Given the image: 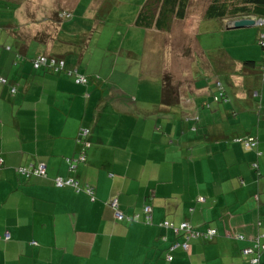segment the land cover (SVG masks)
<instances>
[{
    "label": "crops",
    "instance_id": "0c3cea01",
    "mask_svg": "<svg viewBox=\"0 0 264 264\" xmlns=\"http://www.w3.org/2000/svg\"><path fill=\"white\" fill-rule=\"evenodd\" d=\"M53 2L0 0V264H252L249 248L264 243L263 52L209 57L195 44L203 72L190 66L194 75L170 80L159 103L143 106L111 83L112 66L106 75L83 69L75 53L68 57L70 43H57L65 21L95 15L100 4L80 13L78 0ZM204 13L199 20H209ZM229 21L219 30H230ZM39 56L61 60L87 83L35 70ZM176 104L179 119L147 116ZM38 165L45 177L18 172ZM56 178L74 179L93 196L57 188ZM112 199L124 219L114 217ZM164 223L216 236L190 239L184 250L183 234Z\"/></svg>",
    "mask_w": 264,
    "mask_h": 264
},
{
    "label": "rangeland",
    "instance_id": "374dc122",
    "mask_svg": "<svg viewBox=\"0 0 264 264\" xmlns=\"http://www.w3.org/2000/svg\"><path fill=\"white\" fill-rule=\"evenodd\" d=\"M93 1L100 4L101 11L95 15L91 12L81 19L74 16V21L79 25H75L72 19L65 21L67 24L57 43H70L68 46L72 54L68 57L71 58L75 53L76 61H82L80 66L83 69L88 67L90 71L93 68L97 71L101 67L106 75L112 66L111 83L117 85L124 96L138 98L143 106L159 103L161 89L169 84L170 80L181 79V76L190 78L189 76L194 75H189L190 66H197V69L200 68L203 72L205 65L201 63L199 55L195 54V44L199 43L209 57L217 51H223L236 58L246 57L245 53L262 52L259 40L264 34L258 38L254 32L257 28L264 30V27L219 30L220 21L199 20L209 0H191L187 6L191 15L183 21H176L168 30L161 32L133 25L140 7L146 0H78L81 5L80 13L86 9L85 6H88L89 10ZM53 3L55 5V0ZM194 21L197 30L192 32L189 29ZM213 26L216 27L213 29ZM191 37L194 42H190L191 45L188 46ZM189 52L190 59L189 55L185 57ZM191 61L193 64H190ZM210 81L212 79L208 80L209 85ZM159 106L158 112L149 113L147 116H153L156 120H166L168 117L179 119L181 114L175 111H183L178 104ZM163 109H171L169 111L173 112H162ZM164 124L171 123L164 121Z\"/></svg>",
    "mask_w": 264,
    "mask_h": 264
},
{
    "label": "trees",
    "instance_id": "16d2710c",
    "mask_svg": "<svg viewBox=\"0 0 264 264\" xmlns=\"http://www.w3.org/2000/svg\"><path fill=\"white\" fill-rule=\"evenodd\" d=\"M190 1L191 0H146L134 19V26L146 30H154L156 32L168 30L174 20H185L187 6ZM63 14L64 13L61 14V18L64 17ZM204 17L209 20L215 19L218 21H233L245 17L264 20V0H209ZM260 48L264 54V43L261 44ZM204 232H206V230ZM199 240L206 241L203 239ZM262 244L264 245V243ZM253 246L249 249H252ZM170 250H172V248ZM262 252H264V250L259 251V253L255 251L251 252L254 254L256 253V263H258V255ZM251 260L249 261L250 263Z\"/></svg>",
    "mask_w": 264,
    "mask_h": 264
},
{
    "label": "built area",
    "instance_id": "2783aa9c",
    "mask_svg": "<svg viewBox=\"0 0 264 264\" xmlns=\"http://www.w3.org/2000/svg\"><path fill=\"white\" fill-rule=\"evenodd\" d=\"M64 16H67L65 13L63 14ZM264 36L262 35L261 37V41L264 40L263 38ZM32 65H33V68L34 69H39V68H48L49 70H54L55 72H61L63 71L67 76L69 77H73L74 76V80L76 83H79V84H86L87 83V78H85L84 76H80V75H76L75 72L73 71H65L64 70V64L61 60H54V59H50V58H47L45 56H39L37 58H35L33 61H32ZM220 89V88H219ZM220 97H222L223 95L220 93L219 94ZM81 135L82 136H85L87 135V131L85 130H82L81 131ZM251 141V140H250ZM255 145V142H249L247 143V146H254ZM81 162V161H84V156H80L78 158V160L74 161L71 163V170H74L75 168V163L77 162ZM256 167V166H254ZM18 172L20 174H22L23 176H25L26 178H29L33 175L35 176H40V177H45V170H44V166L42 165H38L34 168H29V169H19ZM53 184L55 187L57 188H71L73 189L74 191L76 192H83L85 193L86 195L92 197L93 196V190L92 188L86 186V187H80L79 186V183L74 180V179H71V178H56L53 180ZM200 201H203V199H200ZM108 205L113 209L114 211V217L117 219V220H122L124 219L123 215L117 210V202L115 199H112L110 201H108ZM144 221L146 223H150L151 221V218H150V208L147 206L144 208ZM139 217L138 216H134L133 218L131 219H126L127 221H135L137 220ZM163 226L165 228H172L173 231L175 233H182L183 236H184V240L185 242L181 244L182 248L184 250L187 249V241L190 240L191 238L192 239H203V240H210L212 239L213 237L216 236V232L215 230H206V232H200L198 230H194L193 228H191L187 223H183L179 226V228H173L171 225L167 224V223H164ZM8 236H6L7 238ZM261 250H264V245L260 244L258 242V239L254 242V246L252 249H249L248 252H253L255 251L256 253H259V251ZM167 260L168 261H171L172 260V257L168 256L167 257ZM257 262V258H254L251 260V263L255 264Z\"/></svg>",
    "mask_w": 264,
    "mask_h": 264
},
{
    "label": "water",
    "instance_id": "95a60500",
    "mask_svg": "<svg viewBox=\"0 0 264 264\" xmlns=\"http://www.w3.org/2000/svg\"><path fill=\"white\" fill-rule=\"evenodd\" d=\"M264 20L262 19H255L252 17H245L241 19L233 20L229 23L228 29H238V28H249L254 27L262 24Z\"/></svg>",
    "mask_w": 264,
    "mask_h": 264
},
{
    "label": "clouds",
    "instance_id": "9594fccd",
    "mask_svg": "<svg viewBox=\"0 0 264 264\" xmlns=\"http://www.w3.org/2000/svg\"><path fill=\"white\" fill-rule=\"evenodd\" d=\"M256 19V18H255ZM231 21H229V23H230ZM264 24V22L262 23V24H260V25H258V26H261V25H263ZM229 25V24H228ZM228 25H227V27H228ZM260 43L262 44V43H264V40H262L261 41V39H260ZM259 43V46L261 47V44Z\"/></svg>",
    "mask_w": 264,
    "mask_h": 264
}]
</instances>
